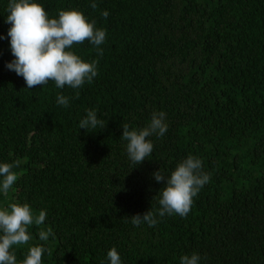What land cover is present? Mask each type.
I'll return each instance as SVG.
<instances>
[{"label": "trees", "instance_id": "trees-1", "mask_svg": "<svg viewBox=\"0 0 264 264\" xmlns=\"http://www.w3.org/2000/svg\"><path fill=\"white\" fill-rule=\"evenodd\" d=\"M33 2L49 18L80 11L106 38L102 56L88 41L70 49L97 61L91 83L28 89L5 66L14 57L9 0H0V163L20 161L0 209L46 212L28 244L10 249L18 264L31 246L45 248L41 264H110L113 247L121 264H180L193 253L199 264H264V0ZM93 109L105 128L79 129ZM154 112L165 113L167 132L147 138L153 150L135 165L122 125L142 129ZM189 155L210 180L186 217H159L164 185L153 173L168 177ZM147 211L155 226L131 223ZM48 228L55 238L41 241Z\"/></svg>", "mask_w": 264, "mask_h": 264}, {"label": "clouds", "instance_id": "clouds-1", "mask_svg": "<svg viewBox=\"0 0 264 264\" xmlns=\"http://www.w3.org/2000/svg\"><path fill=\"white\" fill-rule=\"evenodd\" d=\"M92 9L97 8L95 2ZM8 13L5 23L10 24L7 36L10 38V50L14 59L7 63V69L23 77L27 88L46 85L50 80L55 82L59 89L68 86L72 89L81 88L85 82L91 83L97 76V61L84 62L70 49L74 44L90 42L96 47L97 55H103L100 48L105 42L106 32L95 27V22H89L77 10H60L58 18H49L44 7L33 0H9L6 8ZM102 16L107 18L109 13L103 11ZM4 37H0L3 39ZM79 92L76 93V98ZM57 104L68 107L69 98L57 95ZM106 122L97 118L96 111L86 110V117L79 123V129H104ZM122 136L127 141L126 152L135 165H140L152 150L153 144L147 138L156 135L163 136L167 132L164 112H154L150 123L142 129H129V125H122ZM20 161L0 163V192L7 195L18 179L12 171L18 167ZM157 183L163 182L159 191L160 205L157 213L159 217L179 215L186 217L201 188L209 182L210 174L202 169V161L192 155L180 162L170 176L165 177L159 170L153 173ZM129 218V217H127ZM134 226L146 223L149 227L157 224L156 214L147 211L129 218ZM46 220V212L33 214L27 204L10 203L0 209V264H18L14 246L27 245L32 239L29 227L33 224L40 226ZM41 241H47L53 236L51 228L38 233ZM43 246H31L19 264H41ZM110 264H121V258L115 249L107 252ZM200 256L196 253L180 257V264H199Z\"/></svg>", "mask_w": 264, "mask_h": 264}, {"label": "rangeland", "instance_id": "rangeland-1", "mask_svg": "<svg viewBox=\"0 0 264 264\" xmlns=\"http://www.w3.org/2000/svg\"><path fill=\"white\" fill-rule=\"evenodd\" d=\"M2 209V208H1Z\"/></svg>", "mask_w": 264, "mask_h": 264}]
</instances>
